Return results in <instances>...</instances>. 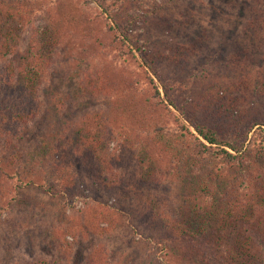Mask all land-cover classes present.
I'll list each match as a JSON object with an SVG mask.
<instances>
[{
	"label": "rangeland",
	"instance_id": "1",
	"mask_svg": "<svg viewBox=\"0 0 264 264\" xmlns=\"http://www.w3.org/2000/svg\"><path fill=\"white\" fill-rule=\"evenodd\" d=\"M94 1L106 5L103 0H42L38 7L45 6V14H30L26 18H23L24 10L0 1V103L18 102L22 88L27 84L23 75H26L28 66L37 67L45 75L39 85L40 114L29 126L30 133L24 136L22 132L19 141L22 148L17 153L23 155L24 148L46 146L44 136L53 135L49 121L52 103L58 106L59 112L54 113L64 125L71 126L74 119L88 117L86 124L90 127L95 124L105 130L99 137L103 145L109 142L106 153L113 156L114 163H117L114 166L121 173L118 187L110 190L98 188V191L96 180L86 178L89 174L82 179L74 173L79 187L75 191H65L51 180L55 154H44L47 157L45 165H33L29 157L10 164L3 161V151L9 141L4 134L9 133L11 138L12 133L1 125L0 264H86L89 259H98L100 255L109 264H152L158 258L165 261L155 242L161 238V231L145 216L152 218L148 215L152 214V209H157L158 216L172 224L178 221L185 201L192 204L189 213H196L195 218L209 216L215 227L223 225L238 233L241 230L236 227L240 224L234 220L232 212L223 211L219 196L208 199L206 193L199 194L194 188L199 186L201 191L202 186L211 184L212 187L213 183L225 187L234 183L236 189L244 180L243 170L213 161V164H206V167L212 165L197 177L201 174L194 169L197 165L184 161L176 171V166L161 159L170 155V136L155 131L156 123L169 124L173 128L177 125L176 118H181L179 111L170 108L172 114L166 108L169 103L161 87L163 82L170 87L168 95L172 101L182 107L185 103L181 101L186 99V93L177 90H182L192 79L207 77L211 70L225 69L228 48L241 38L246 26L245 20L238 17L235 3L229 0H135V6L133 0L128 3L126 0L116 7L117 14L123 12L125 15L123 9L150 14L151 25L134 29L130 38L135 45L150 39L148 43H152L153 50L159 46L167 53V58L172 56L167 52L170 44L173 47L186 40L195 41L197 35H201L205 46L198 48L202 53L184 68V76L174 74L175 67L167 64L169 59L162 68L161 81L149 72L161 94L157 97L138 53L131 54L128 48L122 51L114 46L109 48L100 41H88L84 36L86 29L79 30L83 19L87 20L86 24L93 19L99 23L96 34L103 35L102 39L109 36L101 33L107 27L101 18L104 6ZM252 3L253 6L255 2L252 0ZM188 20L194 21L196 27L189 34L183 33L181 38H171L172 32L167 33L170 27L179 32L176 26L182 29ZM166 42L167 47L163 46ZM122 74L133 80L136 89L123 88L122 84L115 88V83L102 86L101 82L90 88L81 80L89 75L100 78V75L106 81L117 78L121 82L118 78ZM132 103H139L145 113L150 108L158 109L159 113H155L158 119L148 115L139 129L132 128L122 110V106ZM187 103H191V99ZM155 105L159 107L154 108ZM105 120L106 126H102ZM88 134L84 132L81 136L68 132L67 138L73 143L77 140L80 145ZM56 137L55 133L48 141L54 143ZM139 139L153 140L158 148L149 155L135 145ZM154 150L156 155L152 157ZM152 161L162 162V165H157L159 169L151 167ZM113 175L105 174L102 180L112 185ZM183 178L187 180L184 182ZM238 178L240 181L237 182ZM44 182L43 190L41 185L44 186ZM14 191L19 195L13 205ZM211 206L220 213H216L217 217L204 215Z\"/></svg>",
	"mask_w": 264,
	"mask_h": 264
},
{
	"label": "trees",
	"instance_id": "2",
	"mask_svg": "<svg viewBox=\"0 0 264 264\" xmlns=\"http://www.w3.org/2000/svg\"><path fill=\"white\" fill-rule=\"evenodd\" d=\"M0 1L17 7L21 11L24 10L23 18L30 14L37 15L45 12V6L41 4L38 7L42 0ZM103 1L106 5L98 3L99 1L94 2L99 6H104L101 18L106 22L107 27L101 33L105 32L109 36L102 39L103 35L96 34L99 23L93 19L89 20L88 24H86L87 20L83 19V25L79 30L86 29L84 36L88 41H100L109 48L114 46L120 51L128 48L132 51L131 54L138 53L142 60L140 64L145 68V73L148 75L150 84L154 86L153 91L156 92L157 97L161 94L154 78L149 76L150 73L161 81L162 68L165 61L169 59L167 64L175 67L174 74L184 76L186 71L184 68L187 64L202 53L198 48L203 49L205 45L202 44L200 34L197 35L195 41L186 40L184 44L180 43L173 47L172 44L167 47L166 42L163 46L168 48L167 52L172 53L170 58H167V53L165 54L159 46L154 47L153 50L152 43L151 45L148 43L151 42L150 39L145 40L143 44L135 45L130 38L133 30L150 26L151 15L134 10L127 12L124 9L126 16L123 12L117 14L116 7L126 0ZM229 1L235 3L234 6L238 8V17L245 20L246 26L241 38L235 40L236 44L228 48L226 63L223 65L225 69L211 70L207 77L192 79L182 90H177L186 93V99L181 101L185 103L182 107L172 101V97L169 96L170 87L163 82L161 87L165 90L167 103H169L166 108L172 114L173 111L170 108L176 109L180 112L181 118L175 117L177 125L173 128H170L169 124L163 126L156 123L155 131L170 136L172 140H170L169 147L170 155L161 157V159L168 161L166 164L176 166V171L184 164V161L197 165L194 168L195 171L198 174L201 172L197 177H201L204 169H208L213 161L223 166H234L243 170L244 180L236 189H234V183L229 187L222 186L221 183H213L212 187L211 184L207 187L202 186L201 191H199V186L194 188L200 192L199 194L206 193L208 199L212 196H219L220 203L224 206L223 211L232 212L234 220L240 224L236 227H241V230L238 233V231L233 232V228L227 229L223 225L215 227L208 216L217 217L216 213L220 214L215 206L206 209L204 215L208 216L207 218L201 215L202 219H200L195 218L198 215H195L193 211L189 213L192 204L185 201L178 221L172 224L163 221L156 213L157 209H152V214L148 215L152 218L148 219L147 216L145 218L154 222L157 230L161 231V238L155 242L160 247L159 254L165 258V261L163 259L160 261L159 258L153 260L152 264H264V0H253L255 2L253 6L252 0ZM134 3L135 0H133V5ZM188 21L182 29L179 25L176 26L179 32L172 26L167 33L172 32L171 38H181L183 33L189 34L196 25L194 21ZM172 41L173 39H170L171 43ZM134 58L137 60L135 55ZM23 77L27 84H24L18 102L0 103V126H4L7 132L12 133L11 138H9V133L4 134L9 141L3 151V161L10 164L22 157H29L33 165L36 163L45 165L47 157L44 154L48 156L55 154L56 161L51 166V180H55L61 189L75 191L79 187L76 177L73 176L74 173L82 176V179L89 174L86 178L96 180L98 183L96 191L98 188L110 190L114 186L118 187L121 173H118L119 170H116L114 166L117 163H114L113 156L109 152L106 153L110 144L107 142L103 145L99 137L100 133H104L105 130L95 124L91 127L86 124L88 117L74 119L71 126L64 125L54 113L59 112L58 106L52 103L49 107V121L52 124L53 135L55 133L57 135L54 143L48 141L53 135L45 133L46 146L41 149L38 147L24 148L22 149L23 155L17 153V150L22 148L19 143L22 132L24 136L30 133L29 126L37 121L40 114L39 85L45 79V75L40 73L37 67L28 66V71ZM99 77L89 75L81 80L90 88L101 82L102 86L115 83V88L118 84H122L123 88L136 89L133 80H128L123 74L118 78L121 82H118L117 78L106 81L104 76L99 75ZM190 99L191 103H187ZM157 107L159 105L154 106V108ZM122 110L125 120L128 119V123L135 129L140 128L139 126L148 115L158 119L155 113H159L158 109L152 108L145 113L146 111H143L139 103L126 104L122 106ZM106 121L102 122V126H106ZM68 132H76L81 136L84 132L86 134L89 132V134L83 138L84 142L78 145L77 140L73 143L71 138H67ZM124 140L129 144L126 137ZM135 145L145 149L149 155L154 148H158L156 142L149 139H139ZM155 155L156 150L151 156ZM48 160L51 162L50 158ZM152 163L154 164L151 167L156 166L155 168H158L157 165H162L159 161H152ZM209 163L212 164L206 167ZM108 173L114 174L111 178L114 180L108 181L112 185L102 180L105 174L108 176ZM183 180L185 182L187 179L183 178ZM236 180L240 181L239 178ZM45 183H43L44 186L41 185L43 190ZM21 188L17 187L20 190ZM211 191L212 193H209ZM14 192L16 196L12 199L13 205L17 202L19 195V192ZM97 260L102 261L99 262L100 264H109L108 261L105 262L106 258L102 255L98 259H89L86 264H99Z\"/></svg>",
	"mask_w": 264,
	"mask_h": 264
}]
</instances>
